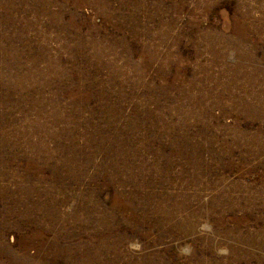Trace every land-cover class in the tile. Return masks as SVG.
<instances>
[{
    "label": "rangeland",
    "instance_id": "374dc122",
    "mask_svg": "<svg viewBox=\"0 0 264 264\" xmlns=\"http://www.w3.org/2000/svg\"><path fill=\"white\" fill-rule=\"evenodd\" d=\"M0 264H264V0H0Z\"/></svg>",
    "mask_w": 264,
    "mask_h": 264
}]
</instances>
